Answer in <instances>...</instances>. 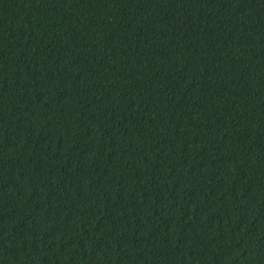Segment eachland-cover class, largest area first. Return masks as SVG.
Masks as SVG:
<instances>
[{"label":"trees","instance_id":"16d2710c","mask_svg":"<svg viewBox=\"0 0 264 264\" xmlns=\"http://www.w3.org/2000/svg\"><path fill=\"white\" fill-rule=\"evenodd\" d=\"M0 264H264V0H0Z\"/></svg>","mask_w":264,"mask_h":264}]
</instances>
